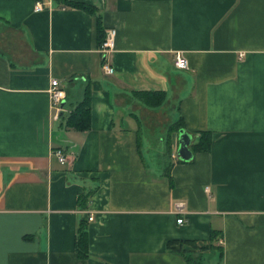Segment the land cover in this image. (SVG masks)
<instances>
[{"label": "crops", "instance_id": "crops-1", "mask_svg": "<svg viewBox=\"0 0 264 264\" xmlns=\"http://www.w3.org/2000/svg\"><path fill=\"white\" fill-rule=\"evenodd\" d=\"M63 1L0 0V264H264V0ZM93 85L91 128H67Z\"/></svg>", "mask_w": 264, "mask_h": 264}, {"label": "trees", "instance_id": "trees-1", "mask_svg": "<svg viewBox=\"0 0 264 264\" xmlns=\"http://www.w3.org/2000/svg\"><path fill=\"white\" fill-rule=\"evenodd\" d=\"M67 6L82 9L88 13L94 14L96 9L93 7L83 4V3H76L71 1H63ZM102 24L100 19H98V31L102 33ZM101 41L100 46L104 42ZM96 85L91 87H87L85 91L84 99L77 104L71 114L68 115L66 118V127L74 130L80 131H88L91 128V92L92 90L96 89ZM140 97L144 98L150 107H158L161 106L164 101L166 100L165 93H139ZM183 128L182 121H178L174 123L170 127V135L173 132L179 131ZM168 144L171 146V142L169 141ZM211 146V136L208 133H201L200 141L193 145L194 151H201V150H209ZM90 194L87 193L80 197L79 202L80 205H83L84 208L87 207V204L90 200ZM169 246V245H168ZM76 250L78 256L82 259H86L89 257L88 252V232H87V225L85 222H82L78 228V234L76 239Z\"/></svg>", "mask_w": 264, "mask_h": 264}, {"label": "built area", "instance_id": "built-area-1", "mask_svg": "<svg viewBox=\"0 0 264 264\" xmlns=\"http://www.w3.org/2000/svg\"><path fill=\"white\" fill-rule=\"evenodd\" d=\"M35 10L36 11H42L43 10V4L38 2L35 6ZM115 37H116V30H111L107 34L104 42L102 43V50L104 52H107V51L114 49ZM174 64L178 69H181V70H185V69L189 68V60L183 52H177L176 53ZM104 70L108 74L114 73V69L110 66H107V65L104 66ZM49 93H50L51 100H52V108L56 112V116H57V114L63 110L61 108V103L66 98L65 92L61 88L59 80L52 79L51 87L49 89ZM54 154L56 155V157L58 158V161L61 164H65L68 161L66 151L63 148L56 149ZM172 157L176 159L177 155L175 153H173ZM88 220L89 221L94 220V214L93 213H89ZM177 222L179 224H183L185 222V219L180 218V219H178Z\"/></svg>", "mask_w": 264, "mask_h": 264}, {"label": "water", "instance_id": "water-1", "mask_svg": "<svg viewBox=\"0 0 264 264\" xmlns=\"http://www.w3.org/2000/svg\"><path fill=\"white\" fill-rule=\"evenodd\" d=\"M66 101L63 100L61 103V108L63 109ZM192 143V135L184 130L178 132V149L177 156L180 160L189 162L193 158V152L190 150V145Z\"/></svg>", "mask_w": 264, "mask_h": 264}, {"label": "rangeland", "instance_id": "rangeland-1", "mask_svg": "<svg viewBox=\"0 0 264 264\" xmlns=\"http://www.w3.org/2000/svg\"><path fill=\"white\" fill-rule=\"evenodd\" d=\"M163 138H164V137H161V138H160L161 140H160L159 143H161V145H162V143H163V142H162V141H163ZM161 153H162V152H161ZM149 158H150V157H149ZM149 163H150V162H149Z\"/></svg>", "mask_w": 264, "mask_h": 264}]
</instances>
